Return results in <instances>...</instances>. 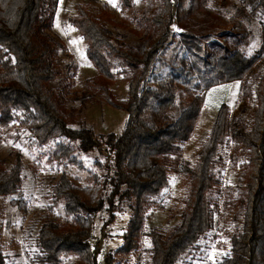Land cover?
Listing matches in <instances>:
<instances>
[{
  "label": "trees",
  "instance_id": "obj_1",
  "mask_svg": "<svg viewBox=\"0 0 264 264\" xmlns=\"http://www.w3.org/2000/svg\"><path fill=\"white\" fill-rule=\"evenodd\" d=\"M141 1L119 0L120 21L108 7L76 3L70 20L96 67L78 92L75 67L63 69L62 43L48 34L56 0H0V127L19 124L32 144L46 148L50 162L85 172L62 171L51 185V204L61 212L42 221L31 258L36 264H128L148 237L142 264H186L212 227L215 209L237 220L218 264H264V69L257 68L264 27L258 47L245 49L246 20L264 10V0ZM118 24L137 41H126ZM118 77L126 81L124 96L114 91ZM235 80L240 105L233 110L221 102L195 158H183L206 90ZM93 96L127 112L120 131L96 132L80 116ZM91 152L87 166L83 156ZM226 164L237 180L223 186ZM22 169L19 156L9 165L0 159V196L20 191ZM171 173L186 187L180 219L166 230L146 229ZM11 203L27 214L23 194ZM102 211L103 226L120 212L127 219L120 242L100 263V246L91 238ZM0 264H6L1 252Z\"/></svg>",
  "mask_w": 264,
  "mask_h": 264
},
{
  "label": "rangeland",
  "instance_id": "obj_2",
  "mask_svg": "<svg viewBox=\"0 0 264 264\" xmlns=\"http://www.w3.org/2000/svg\"><path fill=\"white\" fill-rule=\"evenodd\" d=\"M89 1L96 6L108 7L114 14L115 20H121L119 0H56V9L52 27L48 34L62 45L59 47L60 64L64 70L75 67L74 87L78 92L84 88V81L88 76L96 73V67L85 53V44L77 29L71 23L70 17L76 12V3ZM143 5V2L136 0ZM231 7L229 6V9ZM251 29L249 43L245 47L251 52L256 49L261 40V32L264 27V10L259 9L255 15H250L246 20ZM178 30L176 27H174ZM116 29L125 32L124 39L135 42L138 36L132 31L117 25ZM258 69H264V54ZM239 80L223 82L209 87L205 93L203 107L196 119L194 129L189 138L183 144L182 156L193 160L198 153L200 141L208 133L213 122L219 104L228 101L233 110L240 105ZM118 96L126 93V81L118 77L114 86ZM73 104L80 107V100ZM80 116L93 127L96 132L120 131L127 119V112L113 107L98 96H93L84 107H80ZM45 147L32 144L29 140V131L15 124L11 127H0V159L9 165L19 156L23 163V183L20 191L11 195L0 196V252L3 254L6 264H36L31 258L36 251L34 237L42 221L46 218H54L60 212V206H52L50 198L51 185L62 171L71 174H85L73 164H58L50 162L44 154ZM96 153L84 155V163L92 166V160ZM237 173L230 169L229 164L223 171L222 185L236 183ZM186 192L179 173H171L166 181L158 205L153 209L145 222V228L156 227L166 230L180 219L181 199ZM23 194L28 200V212L23 214L16 205L11 203V197ZM106 216L100 212L96 218L91 242H97L100 246L98 254L102 263L104 252L112 249L121 240V232L127 219V213L120 212L117 218L107 226H103ZM237 220L230 218L221 211L213 210L212 227L206 235L199 240L200 248L194 254L185 258L186 264H218L221 257L229 250V235ZM239 222V221H238ZM150 243L145 237L141 249L130 257L128 264H142L146 251L145 247Z\"/></svg>",
  "mask_w": 264,
  "mask_h": 264
}]
</instances>
